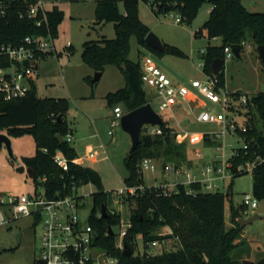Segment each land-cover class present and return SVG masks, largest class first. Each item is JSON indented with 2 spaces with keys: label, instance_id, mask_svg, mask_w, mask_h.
Wrapping results in <instances>:
<instances>
[{
  "label": "trees",
  "instance_id": "trees-1",
  "mask_svg": "<svg viewBox=\"0 0 264 264\" xmlns=\"http://www.w3.org/2000/svg\"><path fill=\"white\" fill-rule=\"evenodd\" d=\"M79 1V0H68ZM96 23L112 21L115 23L116 36L112 39L89 40L84 44L83 60L95 71H104L111 64L119 67L125 77L126 85L107 95L108 103L122 105L125 111L133 110L148 102V92L142 81V62L130 58V40L133 35L141 46L158 56L170 52L184 55L178 47L166 44L164 51L156 50L146 43L151 28L145 24L139 13L141 0H96ZM155 14L177 11L183 21L191 23L198 15L204 3L210 2L212 10L209 18L195 31V37H220L219 45L209 44L202 53L204 72L213 75L212 64L217 58H224L227 45L241 47L243 40L252 41L259 46L264 44V12L249 10L242 0H143ZM49 28L53 37L58 33L59 24L64 19V11L54 5L48 12ZM46 25L37 26L32 19L21 18L17 6L12 5L5 16L0 18V43L19 44L29 34H46ZM53 51L43 54L46 56ZM240 56V55H239ZM218 85L225 84V73L218 75ZM69 99L66 97H40L37 95L35 80L31 90L23 97L5 100L0 93V131L9 135L30 133L36 143L32 156L23 157V162L34 170L33 180L43 179L44 191L48 198H57L73 193V186L93 183L97 190L91 193L92 207L89 223L93 228V244L118 257L119 264H243L244 255L250 249L249 242L243 237V229L238 219L243 216L244 208L231 204V225L226 224V194L221 191H208L199 182L189 185L180 184L172 192L165 193L161 188H149L141 170V161L148 158L162 159V168L168 165L181 166L191 163L184 139L179 137L173 125L165 120L161 125V134L146 133L145 127L140 133V143L127 154L124 164L127 175L126 185L143 186L136 194L127 195L130 205L131 227L124 241L132 248L127 255L117 247V235L114 228L121 225L120 212L113 213L110 204L112 194L104 191L99 173L92 167L75 161L78 158L76 147L68 139L73 132L66 121ZM62 121H57L59 115ZM256 115L262 124V130L256 126ZM248 129L241 132L250 142L246 153L243 147L237 148V154L231 159L233 178L249 171L236 172V167L247 159H253L257 153L264 154V91L253 94L248 113ZM61 133L65 141L57 136ZM176 137L181 139L176 141ZM203 137L207 144L219 145L209 133ZM61 151L68 161V170L60 166L55 155ZM12 159V158H11ZM13 160V159H12ZM192 164V163H191ZM254 195L264 200V169L254 171ZM233 183L229 186L228 195ZM81 198V197H78ZM103 205L108 215L97 214ZM38 222V219L35 220ZM168 227L169 232L162 229ZM110 228L114 230L111 233ZM138 234L142 235L145 250L135 253ZM173 239L176 247L167 249L162 244L159 251L152 252L149 244L155 240ZM175 246V245H174ZM35 264H41L37 260ZM254 264H264V256L254 260Z\"/></svg>",
  "mask_w": 264,
  "mask_h": 264
},
{
  "label": "rangeland",
  "instance_id": "rangeland-1",
  "mask_svg": "<svg viewBox=\"0 0 264 264\" xmlns=\"http://www.w3.org/2000/svg\"><path fill=\"white\" fill-rule=\"evenodd\" d=\"M244 5L251 11L264 12V0H243ZM56 4L64 11V19L59 24L58 33L54 37L55 52L46 56L40 62L39 74L36 77L37 95L40 97H66L69 99V108L66 113V121L74 129L72 144L76 147L81 163L95 169L102 182L104 191H117L126 186L125 177L127 170L124 164L125 157L131 149V137L120 125L113 127L114 133L110 134L111 119L114 115V106L108 103L107 95L126 85V77L123 71L115 65H107L98 81L93 82L96 71L87 64L82 57L84 44L89 40L112 39L116 36L115 23L112 21L102 24L96 23V0H57ZM211 3L206 2L201 7L197 17L191 22L177 23L175 17L177 11L166 14H155L151 6L141 0L139 13L141 20L147 24L151 31L156 33L165 44L178 47L184 55L170 52L158 56L149 49L141 46L135 35L130 40V58L142 62L146 55H151L160 67L176 82L185 83L195 90L191 81L193 79H205L206 74L199 65L203 63L202 49L209 44L219 45L222 39L205 36L195 37L194 33L209 18ZM247 47L240 56H235L226 62L225 86L230 92L246 91L251 95L264 91V65L256 45L249 41ZM148 98L153 107L174 126L179 137L185 140L188 152L186 163L193 172L215 160L217 148L207 144L203 137L205 133L213 134L221 130V125L216 122H202L197 119L202 109H216L221 114V107L200 96L192 102L190 107L186 101H180L173 108L162 111L159 107L157 91L145 85ZM206 102V104L204 103ZM230 116L237 120L242 128L247 117L244 113H237L228 109ZM248 120V119H247ZM256 126L262 130L259 116L256 115ZM248 125V121H247ZM3 132H6L3 130ZM12 147L17 161L12 160L8 150L3 146L0 150V193L8 194H34L44 191L43 179L35 182L27 172L17 170L23 163V157L32 156L36 150V143L30 133L14 135ZM176 137V141L181 139ZM214 139V138H213ZM222 146L226 157L230 158L233 148L243 147L245 139L238 132H228L217 139ZM199 151V155L196 153ZM155 170H144V180L149 188L159 186L165 179L183 180L184 176H176L171 172H164L162 159L155 158ZM232 176V175H231ZM254 172L230 177L226 180H218L220 191L226 194V224L231 225L230 207L244 208L243 216L246 218L254 215L256 211L251 207H245L244 197L246 193L254 194ZM233 183L228 195L229 186ZM97 190L93 183L80 184L78 195L82 196L80 215L83 224L89 222L92 195ZM112 194V193H111ZM112 196L111 208L119 209L121 221H130V205L127 195L114 201ZM112 208V209H113ZM243 237L249 242L250 249L244 252L247 259L256 260L264 256V213L252 223L242 227ZM116 233L120 231V225L114 228ZM164 232V231H163ZM165 233V232H164ZM42 225L33 217H21L8 225L0 226V264H35L41 255ZM162 244L167 249L176 247L173 239ZM161 244L150 246L152 252L159 251ZM175 245V246H174ZM135 253L145 250L141 234L136 237L134 245Z\"/></svg>",
  "mask_w": 264,
  "mask_h": 264
},
{
  "label": "built area",
  "instance_id": "built-area-1",
  "mask_svg": "<svg viewBox=\"0 0 264 264\" xmlns=\"http://www.w3.org/2000/svg\"><path fill=\"white\" fill-rule=\"evenodd\" d=\"M57 0H0V18L5 16L12 5L17 6L19 16L34 20L37 26L46 25V34H29L19 44L0 43V93L5 100H14L25 96L32 87V81L39 74L40 62L43 54L55 52L54 37L49 28L48 12L52 10ZM175 21L180 23L183 18L180 14L175 17ZM219 38V37H214ZM249 41L241 42L240 55L250 47ZM232 45L224 48V70L226 62L237 56ZM258 50V46L256 45ZM205 49H202V53ZM204 71V61L199 65ZM206 74V73H205ZM218 75L206 74L205 79H193L191 81L193 90L185 83L173 80L156 62L151 55H146L142 60V81L145 85L154 88L159 98V107L162 111L175 108L180 101H186L191 107L192 102L203 96L211 102L221 107V114L216 109H202L197 119L202 122H216L221 125V130L209 135L214 139H220L228 132H245L248 129L247 119L250 111L251 94L246 91L226 90V86L218 85ZM206 104V102H204ZM231 109L237 113H244L247 117L244 127L237 124V120L230 116ZM114 115L111 119L110 134L114 133L113 127L121 124V118L126 112L122 105L114 106ZM146 133L161 134L163 129L159 124H146ZM183 132V131H177ZM243 137V136H242ZM243 148L246 153L250 147V142L246 140ZM69 140H73V135H68ZM215 160L201 168L198 172H193L186 165H168L164 172H171L176 176L183 175V180L165 179L159 186L165 193L172 192L180 184L189 185L199 182L208 191H220L218 180H226L233 177L231 159L237 154V148H233L230 158L226 157L222 146H216ZM199 155V151H196ZM56 162L65 170H68V161L61 151L55 155ZM141 170H155L156 164L152 158H144L141 161ZM264 169V154L257 153L253 159H247L236 167V172H253L258 168ZM232 175V176H231ZM147 185V184H146ZM77 185L73 186V193L57 198H48L45 191H37L34 194H2L0 193V226L8 225L21 217H33L38 219L42 225L41 235V255L37 261L41 264H119L118 257L108 253L93 244V228L88 222L82 223L80 209L82 196L78 195ZM149 187V186H148ZM137 187L126 185L117 191H109L115 197L116 202L124 195L136 194ZM92 193V192H91ZM81 197V198H78ZM116 197H118L116 199ZM260 199L254 194L246 193L244 197L245 207L251 206L255 211L260 205ZM113 213L119 209H112ZM246 211V210H245ZM244 211V212H245ZM100 211L97 215L100 216ZM131 222L121 221L120 231L117 235V247L123 250L124 237L127 235ZM168 243L167 240H155L150 246Z\"/></svg>",
  "mask_w": 264,
  "mask_h": 264
},
{
  "label": "water",
  "instance_id": "water-1",
  "mask_svg": "<svg viewBox=\"0 0 264 264\" xmlns=\"http://www.w3.org/2000/svg\"><path fill=\"white\" fill-rule=\"evenodd\" d=\"M146 43L151 46L152 48L160 51H164L166 49V44L161 40V38L150 31L146 36ZM234 52L237 56L240 55V48L234 47ZM258 51L260 53L263 65H264V44L258 46ZM212 70L215 75H220L224 70V59L217 58L214 60L212 64ZM102 76V71H96L95 77L93 78V82L98 81ZM63 115H59L57 121H62ZM165 123L164 117L153 107L151 102H148L140 107H137L133 110L126 111L122 118H121V126L122 128L129 133L131 137V149L129 152H132L140 143V133L142 128L146 124H159L163 125ZM61 141H65V137L58 133L57 135ZM12 138L7 132L0 131V150H2L3 146H5L8 150V154L10 158L17 161V158L14 154L13 147H12ZM17 170L20 172H27L28 175L33 178L35 173L31 166H27L26 164L19 165ZM264 213V200L260 201V205L256 210V213L248 218L245 216H241L238 219V223L241 227L252 223L257 218L262 217ZM102 214L104 216L108 215L107 206L103 205L102 207ZM111 233H114V230L110 228ZM123 252L127 255L132 254V248L128 244V242L124 243ZM243 264H254V260L251 259H244Z\"/></svg>",
  "mask_w": 264,
  "mask_h": 264
},
{
  "label": "crops",
  "instance_id": "crops-1",
  "mask_svg": "<svg viewBox=\"0 0 264 264\" xmlns=\"http://www.w3.org/2000/svg\"><path fill=\"white\" fill-rule=\"evenodd\" d=\"M242 1H243V0H242ZM211 10H212V5H211ZM35 83H36V89H37V82H36V79H35ZM72 135L74 136V129H73ZM73 139H74V138H73ZM81 159H82V158L78 157V158L75 159V161L78 162V163H80V164H82V163H81ZM23 163H24V162H23ZM82 165H84V164H82ZM85 166H86V165H85ZM163 231H164L165 233H167V232L170 231V229H169L168 227H164V228L162 229V232H163Z\"/></svg>",
  "mask_w": 264,
  "mask_h": 264
}]
</instances>
